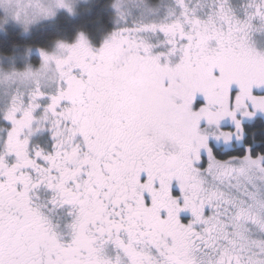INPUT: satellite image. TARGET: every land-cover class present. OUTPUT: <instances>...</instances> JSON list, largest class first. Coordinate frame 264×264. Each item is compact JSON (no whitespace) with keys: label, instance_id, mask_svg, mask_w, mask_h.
<instances>
[{"label":"snow or ice","instance_id":"obj_1","mask_svg":"<svg viewBox=\"0 0 264 264\" xmlns=\"http://www.w3.org/2000/svg\"><path fill=\"white\" fill-rule=\"evenodd\" d=\"M113 8L0 80V264H264V0Z\"/></svg>","mask_w":264,"mask_h":264},{"label":"trees","instance_id":"obj_2","mask_svg":"<svg viewBox=\"0 0 264 264\" xmlns=\"http://www.w3.org/2000/svg\"><path fill=\"white\" fill-rule=\"evenodd\" d=\"M113 2L88 0L74 8L71 14L56 12L52 20L38 23L27 33L13 25L0 26V69L23 70L29 64L39 65L41 60L33 51L40 47L51 50L57 40L71 43L81 32L92 46L98 47L102 39L116 28ZM11 63L14 65L12 68Z\"/></svg>","mask_w":264,"mask_h":264},{"label":"clouds","instance_id":"obj_3","mask_svg":"<svg viewBox=\"0 0 264 264\" xmlns=\"http://www.w3.org/2000/svg\"><path fill=\"white\" fill-rule=\"evenodd\" d=\"M49 3L50 0H12L10 6L0 4V9L5 11L7 7L8 10L5 13L10 18L15 19L24 31L25 29L28 31L36 20L48 19L44 16V10L49 6ZM17 13L19 14V19L15 18ZM39 65L33 66L29 64L23 70L13 69L5 71L0 69V80L7 77L16 82H22L27 86H32L39 79L36 75L39 72Z\"/></svg>","mask_w":264,"mask_h":264},{"label":"rangeland","instance_id":"obj_4","mask_svg":"<svg viewBox=\"0 0 264 264\" xmlns=\"http://www.w3.org/2000/svg\"><path fill=\"white\" fill-rule=\"evenodd\" d=\"M86 1H88V0H71V2H72V4H73V7L74 8H76L78 5H80V4H83V3H85ZM114 3V2H113ZM112 8H113V4H112ZM75 10V9H74ZM113 11H114V13H115V15H116V12H115V9L113 8ZM57 13L58 12H67L68 14H71V13H69L67 10H65V9H59V10H57L56 11ZM56 13V14H57ZM55 14V15H56ZM0 16H1V19H0V26L1 27H3V26H9V25H13V26H16V27H19V28H21L22 29V27L19 25V23L15 20V19H13V18H10L6 13H5V11L4 10H2V9H0ZM54 18V17H53ZM53 18H48L49 20H52ZM48 19H43V20H36L33 24H32V26H31V28L33 27V26H35V25H37L38 23H41V22H43V21H45V20H48ZM30 28V29H31ZM29 29V30H30ZM23 30V29H22ZM28 30V31H29ZM23 32H25L24 30H23ZM25 33H27V32H25ZM106 37V36H105ZM104 37V38H105ZM103 38V39H104ZM103 39H102V41H101V43H100V45L102 44V42H103ZM257 39V42H258V46H264V37H257L256 38ZM74 42V41H73ZM72 43V42H71ZM99 45V46H100ZM98 46V47H99ZM54 50V46H53V48L51 49V50H49V51H53ZM33 54L34 55H36L40 60H41V57H40V55H39V52L38 51H33ZM10 65V68H12L14 65L11 63V64H9ZM1 66V65H0Z\"/></svg>","mask_w":264,"mask_h":264}]
</instances>
